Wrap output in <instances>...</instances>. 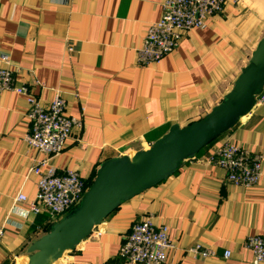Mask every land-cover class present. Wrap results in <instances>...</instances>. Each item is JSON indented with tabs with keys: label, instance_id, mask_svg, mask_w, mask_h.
I'll use <instances>...</instances> for the list:
<instances>
[{
	"label": "crops",
	"instance_id": "0c3cea01",
	"mask_svg": "<svg viewBox=\"0 0 264 264\" xmlns=\"http://www.w3.org/2000/svg\"><path fill=\"white\" fill-rule=\"evenodd\" d=\"M163 1L0 0V57L15 69V86L45 105L59 91L66 113L82 120L53 159L58 173L74 170L90 184L103 162L132 157L171 126L204 118L231 90L264 32V4L226 0L224 11L184 36L173 53L139 66L136 51L160 19ZM251 7L259 12L248 13ZM28 110L25 95L0 92V224L6 227L0 264H25L27 249L48 226L14 201L19 193L34 199L38 177L30 168L44 157L24 140ZM224 144L262 156L258 184L236 186L211 164ZM146 215L168 227L175 245L164 264H253L246 240L264 236V101L166 180L121 204L54 264H124L122 241ZM196 246L213 255L189 252Z\"/></svg>",
	"mask_w": 264,
	"mask_h": 264
},
{
	"label": "built area",
	"instance_id": "2783aa9c",
	"mask_svg": "<svg viewBox=\"0 0 264 264\" xmlns=\"http://www.w3.org/2000/svg\"><path fill=\"white\" fill-rule=\"evenodd\" d=\"M226 0H164L161 16L151 23L145 32L141 47L136 51V64L150 66L158 64L165 56L173 53L187 34L204 27V20L224 11ZM0 61V92L11 91L27 97L29 128L25 142L44 157L31 166L30 172L38 177L34 199L28 200L19 193L15 203L28 205L35 216H44L48 225L57 222L73 206L78 204L88 185L78 172L65 169L58 173L53 159L67 146L72 132L82 127V120L66 113V102L59 91L46 105L30 95L25 88L15 86L16 71L8 66L6 56ZM264 101V95L255 97V102ZM262 156L252 154L233 144H224L210 158L211 164L226 172L228 182L241 187H252L262 177ZM6 227L0 224V245ZM246 247L253 254V264L264 263V236H251ZM175 248L169 239L168 227L156 225L152 215H146L133 223L119 248V257L124 264H164L168 253ZM189 252L213 255L200 246ZM225 252L224 257L228 258Z\"/></svg>",
	"mask_w": 264,
	"mask_h": 264
},
{
	"label": "water",
	"instance_id": "95a60500",
	"mask_svg": "<svg viewBox=\"0 0 264 264\" xmlns=\"http://www.w3.org/2000/svg\"><path fill=\"white\" fill-rule=\"evenodd\" d=\"M264 87V32L231 90L204 118L173 125L147 150L103 162L78 204L27 249L25 264H54L73 251L121 204L170 177L182 162L231 130L249 113Z\"/></svg>",
	"mask_w": 264,
	"mask_h": 264
},
{
	"label": "rangeland",
	"instance_id": "374dc122",
	"mask_svg": "<svg viewBox=\"0 0 264 264\" xmlns=\"http://www.w3.org/2000/svg\"><path fill=\"white\" fill-rule=\"evenodd\" d=\"M235 1L238 2V0H235ZM255 3H256L257 5L259 4V5L262 7V4H264V0H259V1L256 0ZM243 6L247 7L248 4H247V6H246V3H244ZM247 12H248V13H252V12H259V11H258V9L254 8V7H251V9H248Z\"/></svg>",
	"mask_w": 264,
	"mask_h": 264
},
{
	"label": "trees",
	"instance_id": "16d2710c",
	"mask_svg": "<svg viewBox=\"0 0 264 264\" xmlns=\"http://www.w3.org/2000/svg\"><path fill=\"white\" fill-rule=\"evenodd\" d=\"M41 217H44V216H41Z\"/></svg>",
	"mask_w": 264,
	"mask_h": 264
}]
</instances>
